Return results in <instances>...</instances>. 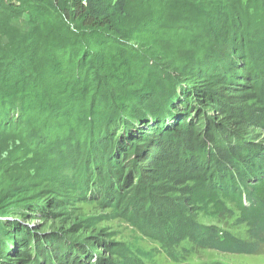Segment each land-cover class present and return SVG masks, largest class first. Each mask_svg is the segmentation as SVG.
<instances>
[{"label":"trees","instance_id":"obj_1","mask_svg":"<svg viewBox=\"0 0 264 264\" xmlns=\"http://www.w3.org/2000/svg\"><path fill=\"white\" fill-rule=\"evenodd\" d=\"M21 1L20 9L12 10L0 0V215L4 204L24 199L28 186L19 187V180H30L36 164L59 150L87 166L77 178L85 196L92 188L100 201L111 199L136 174V184L148 193L147 214L156 194L171 192L161 182L181 178L193 182L185 188L190 201H207L221 212L216 201L221 195L256 236L264 234V146L247 144L244 134L231 128L236 117L229 116V108L220 106L226 122L214 121L210 110H204L206 121L194 122L204 115L192 109L199 108L197 96L203 92L181 86L182 79L209 74L223 76L227 84L257 85L261 67L239 46L230 53L224 49L243 33L244 24H264V0H30L35 6L28 22L12 29L11 19L19 20L24 10ZM247 115H241L244 121ZM157 136L177 137L172 151L182 159L158 160L147 169L142 144ZM180 164L183 170L177 172ZM199 168L207 176L194 171ZM131 188L123 189V200ZM133 207L126 204L129 217ZM178 211L179 240L208 237ZM39 235L12 225L7 255L23 257L22 264H50L44 253L54 244L61 249L55 264L83 262L73 247L61 246L60 237L43 244ZM219 238L209 239L218 252L253 253L254 245L247 250L238 240ZM67 249L77 261H64Z\"/></svg>","mask_w":264,"mask_h":264},{"label":"rangeland","instance_id":"obj_2","mask_svg":"<svg viewBox=\"0 0 264 264\" xmlns=\"http://www.w3.org/2000/svg\"><path fill=\"white\" fill-rule=\"evenodd\" d=\"M3 1L4 5H11L12 10L20 9L17 0ZM21 2L24 10L19 11V20L11 19L12 29L18 28L16 22L20 26L25 25L29 19V9L35 6L30 0ZM247 24L243 25V33L241 30L232 39V46H228L224 52L229 51L230 53L231 47L239 46L249 61L256 67H261L262 73L256 77L255 87L248 82L244 87L239 84H227L223 76L213 78L209 74L202 78L197 73L196 77L182 79L181 86L186 85L194 91L203 92L197 96L201 103L198 104L199 108L192 109L204 115L200 120L196 117L194 122L206 121L207 112L204 110L212 112L209 116L212 115L214 121L226 122V117L221 114V107L229 108V116L236 117L233 118L231 128L236 127L237 132H242L247 138V144L264 146V127H262L264 126V24L260 25L257 21H249ZM225 25L227 24L224 23ZM234 31L237 30H233V34ZM221 57L217 59L220 64H222ZM205 63L207 65L208 62ZM218 71V74L223 75L221 68H218ZM174 102L172 98V103ZM244 113L248 114L245 121L241 116ZM151 141L152 145L142 144V148H146L145 155L149 157L145 158L147 162L142 164L147 169L155 161L157 163L158 160H167V158L168 160L177 159L175 152L172 151L173 148L175 149L177 137L171 140L170 137L160 139L157 136L151 137ZM148 145L151 146L148 147ZM78 148L80 147L74 150L77 151ZM102 149L103 147L95 150L97 155L102 152ZM40 162L36 164L37 166L35 165L36 169L30 180L22 179L21 182L19 180V187L28 186L21 203L13 201L4 204V210L1 213L3 215H0V222L3 225L0 228V264H22L23 257H15L13 254L8 256L5 250V247L11 244L6 235L12 225L16 228L26 226L36 235L41 233L39 236L44 240L43 244L47 239L53 241L52 239L60 237L61 246L73 247L74 251L79 252L80 260L83 256V262L80 264H93L96 259L101 264H264V234L256 236L254 231L240 220V212L234 204L221 195L216 199L223 206L221 212H218L214 205L207 201L202 203L190 201L185 188L192 186L193 182L182 183L181 178L161 182L166 183L167 189L170 188L171 192L167 196L156 194L153 197L156 201L154 206L145 214L143 207L148 193L143 191L141 183L136 184V174H133V177L130 176L125 186L122 184L124 187L120 191L113 193V198L100 201L101 197L96 195L92 188L86 196L84 191L80 190V184L77 183L78 173L84 171L87 166L83 161L75 159L72 152L56 150L52 158L45 160L44 164ZM183 164L188 165L187 161ZM167 165L172 166V164ZM180 165L181 170L174 168L177 172L183 170V165ZM187 168H189L188 171H193V166ZM194 171L200 172L204 177L207 174L206 170L201 168L194 169ZM258 176L261 178L264 175ZM249 180L248 187L254 186L256 178ZM155 184L157 185L154 183V186ZM131 185L132 188L126 191L127 196L123 200V189ZM152 191L154 193L155 188H152ZM91 195L92 199H90ZM55 202L57 206L53 204ZM129 203L134 206L132 217H129V210H126V204ZM176 210H179L178 212L183 214V218L187 221L206 229L210 233L208 237L202 233L198 239L194 234L191 235L196 240L188 236L179 240L176 230L181 221L174 212ZM212 233L216 238L225 236L226 239L240 241L244 246L243 249L252 250V245H254L253 253L218 252L210 244L209 239L212 238ZM56 246L53 244V249H48L44 253L51 259L48 261L50 264H55L54 257L61 251ZM68 249L64 261H77L74 251L70 253ZM13 252L16 251L13 250ZM40 260L43 261L41 255Z\"/></svg>","mask_w":264,"mask_h":264}]
</instances>
